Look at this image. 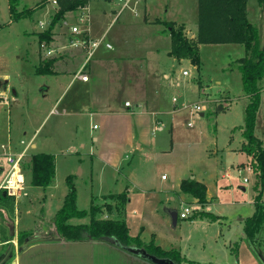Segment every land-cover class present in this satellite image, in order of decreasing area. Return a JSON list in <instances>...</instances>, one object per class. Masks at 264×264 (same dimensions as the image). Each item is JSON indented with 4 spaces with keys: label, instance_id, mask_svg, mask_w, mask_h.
I'll return each instance as SVG.
<instances>
[{
    "label": "crops",
    "instance_id": "0c3cea01",
    "mask_svg": "<svg viewBox=\"0 0 264 264\" xmlns=\"http://www.w3.org/2000/svg\"><path fill=\"white\" fill-rule=\"evenodd\" d=\"M108 1L93 11L92 0L88 1L91 20L89 30L85 33H73L71 26L76 22L71 24L64 19L63 27L67 28L68 33L65 36L66 43L62 45L72 53L70 57L64 53L58 56L56 46L49 48L50 42L40 40L39 33L43 30L38 32V61L41 63L55 58L54 73L44 74H52L61 91L52 100L50 112L57 109L60 114L67 116L69 123L80 117L89 116L91 121L97 118L90 125V131L94 133L90 152L102 163V168H109L112 181L116 182V186L119 184L116 193L128 192L129 201L120 216L129 225L130 234L133 237L139 236L145 244L154 242L164 249H179L186 258L181 235L171 229L179 225L180 216L178 214L176 226H172L165 209L169 207L180 211L187 204L194 209L185 217L190 223L198 225L196 222L199 220L206 226L222 223L225 216L218 210L212 211L214 205L219 206L218 202L221 204L218 199L224 197L226 192L232 194V180H240L245 170L251 171L249 156L242 150L245 139L237 147L220 144L216 124L211 128L207 120L192 118V107H165L162 93L157 87L156 69L160 68L162 59L169 57L175 62L189 60H178L169 54L171 36L158 19L166 18L183 24L186 34L196 38L198 0H135L132 9L127 8L125 15L123 10L119 16V10L110 5L112 0ZM249 16L252 19L250 2ZM119 19L118 29L107 34L108 27ZM52 32L53 43H56L55 36L64 33ZM103 35L105 41L97 48L84 70L89 79L76 77L85 60L86 49L80 44L73 45V41L100 38ZM107 42L111 47L106 45ZM43 47L47 55L42 54ZM78 61L82 63L76 66ZM164 76L169 75L164 73ZM74 83L78 86L75 97L65 100L62 93ZM49 88L46 85L43 89ZM13 91L17 94L15 89ZM3 92L7 94L5 88ZM204 114L201 111V116ZM8 140L12 141L14 149L22 148L11 138ZM32 146H36L34 141ZM31 154L29 150L26 160ZM1 170L4 168L1 167ZM187 178L196 179L207 186L205 203H200L198 198L181 189L182 181ZM242 188L245 189V186ZM110 193L113 192L105 196ZM18 199H15L12 212L0 203V264H148L109 239L66 240L55 232L54 219L49 225L35 230L20 229ZM252 215L241 216L243 231L245 219ZM104 216L116 215L105 213ZM85 218L76 217L74 224L89 223L90 220L86 221ZM9 233L13 234L12 238L2 241ZM23 233L29 234L21 244L19 238ZM243 236L246 238L245 233ZM35 237L41 240L27 244L28 239ZM229 241L231 245L232 240ZM237 243L231 245V248L235 249ZM130 246L146 249L145 246L135 244Z\"/></svg>",
    "mask_w": 264,
    "mask_h": 264
},
{
    "label": "rangeland",
    "instance_id": "374dc122",
    "mask_svg": "<svg viewBox=\"0 0 264 264\" xmlns=\"http://www.w3.org/2000/svg\"><path fill=\"white\" fill-rule=\"evenodd\" d=\"M105 2L109 1L92 0V11L106 5ZM249 2L253 14L252 20L259 28V44L263 46L264 15L257 0H249ZM121 4L120 0H112L110 5L119 10ZM10 5V0H0V97L3 96L5 88L9 98L8 105L0 104V143H5L11 138L22 147L23 145L20 144L22 139L29 141L35 135L33 141L36 146L30 148L31 152L49 150L48 152L55 154L57 159L54 184L44 189L41 186L31 185L26 178L28 196L17 200L19 228L35 230L49 225L62 207L69 192V176L75 186L79 209L89 210L93 200L102 205L109 202L110 199L105 195L109 192H118L119 184L116 186L109 168H102V163H99L95 155L90 152L94 135L93 131H90V125L97 118L91 121L89 116L80 117L69 123L67 116L59 112H50L52 100L61 91L52 74L36 72L39 64L36 51L37 34L50 26L60 6L53 5L50 0H17L18 12L25 9L31 12L15 18L11 13ZM78 10L66 11L53 26L52 31L64 32L54 37L56 43L53 41L48 43L49 48L56 46L57 55L63 53L69 57L72 55L62 45L66 43L65 36L68 33L67 28L63 27L64 19L69 20L71 24L76 22L75 24L82 30L89 28V23L84 21L87 18L82 20ZM127 12L128 9H125L123 15ZM120 19L108 27L107 34L118 29ZM164 19L159 18L158 22L165 28L169 21L174 22ZM41 22L44 25H41ZM41 49L42 54L47 55L45 47ZM200 56L202 61L200 69L189 60L175 62L169 57L162 59L160 68L156 69L158 75L155 76L164 105L192 107V118L207 120L211 128L216 124L220 144L237 147L244 141L245 111L249 103L237 62L245 56V48L239 43H202ZM82 61L75 63L76 66ZM184 70L189 74L185 75ZM164 73H168L169 76L165 77ZM46 85L50 86L48 90L43 89ZM259 86L261 102L255 135L264 145V77L259 81ZM14 89L17 94L14 93ZM77 90V84L74 83L73 86L71 84L65 93H62V98L65 97V100L74 98ZM196 105H200L203 109H195ZM57 106L59 109L62 108ZM201 111L205 112L204 116H201ZM1 167L4 170H1ZM7 168V158L2 154L1 149L0 182ZM239 179L232 180V194L230 191L226 192L224 197L218 199L221 204L218 202L219 206L214 205L212 209V211H220L225 216L222 223L206 226L199 220L196 222L198 225H195L190 223L189 219L179 217V225L171 228L181 235L183 239L181 245L185 250L186 258L195 261L196 264H264V227L257 231L254 241H249L243 236V221L240 219L241 216L254 214L256 210V174L252 170H245ZM242 186H245V189ZM127 206L132 208L130 205ZM85 217L86 221L91 219L90 215ZM71 219L73 223L77 221L76 217ZM187 239L190 242H186ZM229 239L232 240L233 246L236 241L238 242L235 249L231 248ZM226 240L228 241L225 244Z\"/></svg>",
    "mask_w": 264,
    "mask_h": 264
},
{
    "label": "trees",
    "instance_id": "16d2710c",
    "mask_svg": "<svg viewBox=\"0 0 264 264\" xmlns=\"http://www.w3.org/2000/svg\"><path fill=\"white\" fill-rule=\"evenodd\" d=\"M264 12V0H257ZM17 0H10L11 13L19 18L31 12L23 10L18 12ZM88 3V0H61L60 8L53 17L50 26L39 33L40 40L50 42L54 24L60 20L68 10H78ZM167 22V21H165ZM167 29L171 36V49L169 54L178 60L187 58L198 69L202 66L200 56L201 43H239L245 48V56L238 59V68L242 74L245 93L249 97V103L245 111V125L242 144L249 156V166L256 174L255 213L245 219L244 233L249 241L256 239V233L264 227V145L263 141L255 135L256 119L261 102V87L259 81L264 77V45L259 44V28L249 16V0H198V33L196 38L189 37L183 24L178 26L175 22H168ZM55 58L41 61L36 68L37 73H54ZM25 176L33 186L47 188L54 184L56 176V156L50 152H34L22 165ZM69 192L62 207L57 211L54 222L55 232L66 240L109 239L117 238L124 245L145 246L147 251L158 257H167L181 264H196L195 261L186 259L180 250L176 248L164 249L160 245L150 242L145 244L139 236L130 234L129 225L122 213L129 201L127 191L110 193L109 202L99 204L92 201L89 210L77 207V195L71 176L68 177ZM181 189L198 198L200 203L206 202L207 186L196 179L187 178L182 181ZM0 203L9 211H14L15 198L9 194L0 192ZM115 214L116 216H104ZM119 214V216H117ZM90 215L89 223L74 224L70 222L73 217H85ZM217 217V216H214ZM29 233L21 235L20 242ZM12 233L4 240L12 238Z\"/></svg>",
    "mask_w": 264,
    "mask_h": 264
},
{
    "label": "built area",
    "instance_id": "2783aa9c",
    "mask_svg": "<svg viewBox=\"0 0 264 264\" xmlns=\"http://www.w3.org/2000/svg\"><path fill=\"white\" fill-rule=\"evenodd\" d=\"M60 1L61 0H50V2L55 5V6H59L60 5ZM121 1V8L119 9V11L117 12V16L120 15V13L127 9V8H131L132 9V3L135 0H120ZM80 14H81V19L84 20L85 18H87V24L89 23L90 20V13H89V8H88V4L81 6L79 8ZM116 19V17H115ZM114 19V20H115ZM41 25H44L43 22H41ZM86 30H89V28L87 29H80V27L75 24L71 26V31L73 33H85ZM105 41V36L103 35V37L100 38H83L81 39V41L78 42H74L73 41V45H81L83 48H85L86 50V57L85 60L83 62L82 67L79 69V71H77L76 73V77H79L83 80H88L89 76L88 74H86L84 72L87 64L89 63V61L91 60V58L94 56L97 48ZM44 45V44H43ZM106 45L108 47H111L110 43H106ZM183 73L185 75H188L189 72L187 70H184ZM1 101L0 104H9V98L7 94L3 93V96L0 97ZM175 100V98H174ZM130 102H127V105H129ZM197 110H202L203 107H200V105H196L194 107ZM53 112H58L57 109H54ZM34 137H32L29 141H26L24 139H22L20 142L23 145L21 149H14V144L12 143L11 140H8L5 143H1L0 147L2 149V153L3 155L7 158V162H8V168L6 170L5 176L3 178V180L0 183V192H4L6 191L7 194L14 196L15 199H18L21 196H26L28 195V192L26 190V179H25V175L22 169V165L24 163V161L26 160V158L29 155V150L32 147V143H33ZM250 168V167H249ZM251 170V168H250ZM245 180H247V178H245ZM194 211L193 207L191 205H184L182 207V210L179 211V216L182 218L188 217V215Z\"/></svg>",
    "mask_w": 264,
    "mask_h": 264
},
{
    "label": "water",
    "instance_id": "95a60500",
    "mask_svg": "<svg viewBox=\"0 0 264 264\" xmlns=\"http://www.w3.org/2000/svg\"><path fill=\"white\" fill-rule=\"evenodd\" d=\"M3 193H4V195H7L6 191H4ZM165 211L169 214V216L171 218L172 226H176L179 211L176 208H169V207L166 208ZM52 239H55V237H52ZM40 240H41V238H39V237L28 239L27 244H29L31 242L40 241ZM109 240L112 243H114L116 246L124 249L128 253L134 255L136 258H139V259L145 261L148 264H179L171 258L158 257L154 254H151L145 248L124 245L115 237H111V238H109Z\"/></svg>",
    "mask_w": 264,
    "mask_h": 264
}]
</instances>
